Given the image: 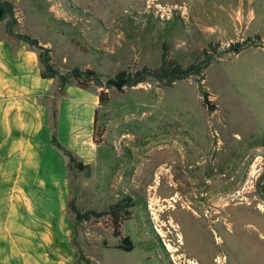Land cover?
I'll return each instance as SVG.
<instances>
[{
    "label": "rangeland",
    "instance_id": "rangeland-1",
    "mask_svg": "<svg viewBox=\"0 0 264 264\" xmlns=\"http://www.w3.org/2000/svg\"><path fill=\"white\" fill-rule=\"evenodd\" d=\"M1 1L13 29L47 41L64 68L93 70L102 86L89 88L108 98L98 159L68 174L69 198L97 210L138 202L119 236L106 218L72 228L73 264H264V0ZM256 33L259 46L214 58L202 75L107 83L167 53L199 62L209 42Z\"/></svg>",
    "mask_w": 264,
    "mask_h": 264
},
{
    "label": "crops",
    "instance_id": "crops-1",
    "mask_svg": "<svg viewBox=\"0 0 264 264\" xmlns=\"http://www.w3.org/2000/svg\"><path fill=\"white\" fill-rule=\"evenodd\" d=\"M17 33L36 37L0 19V264H73L67 158L51 136L95 163L99 98L74 82L60 92L56 77L41 74L37 49Z\"/></svg>",
    "mask_w": 264,
    "mask_h": 264
},
{
    "label": "trees",
    "instance_id": "trees-1",
    "mask_svg": "<svg viewBox=\"0 0 264 264\" xmlns=\"http://www.w3.org/2000/svg\"><path fill=\"white\" fill-rule=\"evenodd\" d=\"M0 7H11L6 1L0 0ZM3 18V16H2ZM9 24L7 23L6 26ZM17 36L26 42L29 46L37 49L39 61L42 67L41 74L48 77H56L58 79L59 91L62 92L64 86L67 83L74 82L80 88L88 89L90 83H94L96 86H102L100 78L91 69H82L78 66H73L67 71H60L51 62V49L40 44L39 40L26 33H17ZM261 36L256 33L253 36H245L240 40L229 42L222 49L219 42H209L207 47L203 50V59L199 62H191L187 65L181 64L176 58L171 57L168 53L161 59L160 63L156 66L142 65L141 67L134 70H123L118 72L113 78H109L107 83L114 86L117 89H122L124 85H137L144 83L147 80H153L160 86L171 85L173 79L182 78L190 73L203 74V70L209 65V63L218 57H222L227 54H237L240 51L251 47L259 46L262 42ZM199 89L204 95L205 102L206 92L202 90V84L199 81ZM99 103L106 101L108 98L102 90L97 92ZM97 110L95 113V128H96ZM94 128V135H96V129ZM51 143L59 149L63 155L67 158L66 168L68 174L74 170H83L89 167V164H84L71 150L62 145L55 134L51 136ZM138 203L134 201L131 196L126 195L121 201L116 202L108 209H81L76 204L73 198H69L67 209L68 212L74 214V220L72 221V228L75 229L76 225L84 221H100L104 218L108 221L109 226L112 228L114 235L119 236L121 225L123 220L131 217V210L134 205ZM140 203V202H139ZM71 243L75 247L76 242L71 236ZM161 248L164 249L163 245L159 243ZM124 250H131L133 243L128 237L122 238L120 246ZM149 247V246H148ZM149 249V248H147Z\"/></svg>",
    "mask_w": 264,
    "mask_h": 264
},
{
    "label": "water",
    "instance_id": "water-1",
    "mask_svg": "<svg viewBox=\"0 0 264 264\" xmlns=\"http://www.w3.org/2000/svg\"><path fill=\"white\" fill-rule=\"evenodd\" d=\"M3 12H4V9H3V7H0V19L2 18V16H3Z\"/></svg>",
    "mask_w": 264,
    "mask_h": 264
},
{
    "label": "bare ground",
    "instance_id": "bare-ground-1",
    "mask_svg": "<svg viewBox=\"0 0 264 264\" xmlns=\"http://www.w3.org/2000/svg\"><path fill=\"white\" fill-rule=\"evenodd\" d=\"M252 231H253V230H252ZM253 232H254V231H253ZM251 233H252V232H251ZM256 244H257V243H256ZM256 244H255V245H256ZM254 247H255V246H254ZM253 250H254V249H253ZM253 250H252V251H253ZM257 250H258V249H257ZM254 255H255V254H254Z\"/></svg>",
    "mask_w": 264,
    "mask_h": 264
}]
</instances>
